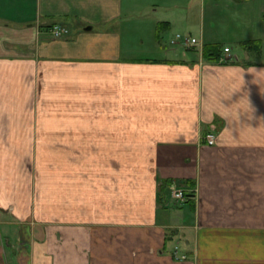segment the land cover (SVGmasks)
Returning a JSON list of instances; mask_svg holds the SVG:
<instances>
[{"label":"crops","instance_id":"0c3cea01","mask_svg":"<svg viewBox=\"0 0 264 264\" xmlns=\"http://www.w3.org/2000/svg\"><path fill=\"white\" fill-rule=\"evenodd\" d=\"M263 45L264 0H0V264H264Z\"/></svg>","mask_w":264,"mask_h":264},{"label":"built area","instance_id":"2783aa9c","mask_svg":"<svg viewBox=\"0 0 264 264\" xmlns=\"http://www.w3.org/2000/svg\"><path fill=\"white\" fill-rule=\"evenodd\" d=\"M50 32H51L53 37H61L65 33V30L63 27L57 25V26L53 27L50 30ZM176 36H177V39L181 38V35H179V34H177ZM191 43L195 44L196 40L194 38H192ZM229 51H230V49L228 47L224 48V52H229ZM220 61L224 62V61H226V58H220ZM199 140L201 142L208 144V145H214L216 143L217 136H216L215 132H207V133L199 136ZM167 189H168L170 197L174 203H178V204L184 203L190 197L189 192H187V190L184 187H181L176 182L168 183ZM184 257L185 256H182V258H184Z\"/></svg>","mask_w":264,"mask_h":264},{"label":"trees","instance_id":"16d2710c","mask_svg":"<svg viewBox=\"0 0 264 264\" xmlns=\"http://www.w3.org/2000/svg\"><path fill=\"white\" fill-rule=\"evenodd\" d=\"M246 43H243L242 45H245ZM248 46V44H247ZM204 56L207 59L215 60L219 57L221 53V49L219 45H206L203 50Z\"/></svg>","mask_w":264,"mask_h":264},{"label":"rangeland","instance_id":"374dc122","mask_svg":"<svg viewBox=\"0 0 264 264\" xmlns=\"http://www.w3.org/2000/svg\"><path fill=\"white\" fill-rule=\"evenodd\" d=\"M192 13H195L194 16L196 14H198L197 12H192ZM176 33L177 34L179 33L180 35H183V36H185V35L186 36L193 35V36H196L197 37V35H198V33L195 30L191 29V28L190 29L189 28H186V31H184L182 28H178V29L172 31L171 35L172 34H176ZM231 46H232V48H233L234 51H236L238 54H240L241 49L238 47V45H234V44L232 45L231 44ZM263 53H264V45H263ZM263 59H264V54H263Z\"/></svg>","mask_w":264,"mask_h":264}]
</instances>
